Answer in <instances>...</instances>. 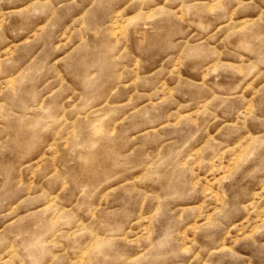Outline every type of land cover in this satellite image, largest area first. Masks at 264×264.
Instances as JSON below:
<instances>
[{
  "label": "rangeland",
  "instance_id": "1",
  "mask_svg": "<svg viewBox=\"0 0 264 264\" xmlns=\"http://www.w3.org/2000/svg\"><path fill=\"white\" fill-rule=\"evenodd\" d=\"M0 264H264V0H0Z\"/></svg>",
  "mask_w": 264,
  "mask_h": 264
}]
</instances>
